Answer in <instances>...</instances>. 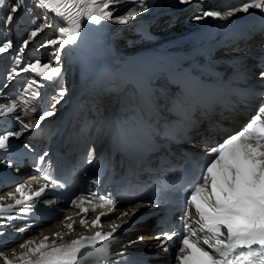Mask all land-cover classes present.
<instances>
[{
    "label": "snow or ice",
    "instance_id": "6c2138e0",
    "mask_svg": "<svg viewBox=\"0 0 264 264\" xmlns=\"http://www.w3.org/2000/svg\"><path fill=\"white\" fill-rule=\"evenodd\" d=\"M26 2L27 0H14L13 5L0 18V27L9 30L16 18L15 14ZM121 2L122 0H34L36 7L54 13L60 18L58 39L48 41V44L55 46L51 53L54 59L43 64L40 60L25 62L20 55L28 47V40L25 39L22 46L15 48L11 53L12 66L6 74V79L11 81L22 73H33L45 81L58 83L62 73V68L59 66L62 51L66 46L77 44L82 22L86 20L100 24L101 21L112 20L113 5ZM134 2L140 11L145 10L144 0H134ZM190 2L191 0H180L182 4ZM4 3L5 0H0V6ZM250 9H259L264 13V0H244L243 3L229 8L223 14L221 11H206L197 19L211 17L224 20L237 12L248 13ZM137 15V9L133 8L125 16L116 19L118 23L126 24L129 19ZM45 18L48 19L47 16ZM51 27H53L51 23L36 27L31 31L30 37L35 38L44 28ZM45 46L41 45V47ZM13 47L10 40L0 42V57L8 54L9 49ZM260 77L264 79V71L260 73ZM40 87L44 85L38 84L34 77L30 78L23 93L29 95V99L36 100L41 96L38 90ZM65 94V90L60 88L52 98L51 107L54 108L59 104ZM15 112H17L15 99L10 104H0V117ZM52 115H54L52 111H44L34 124L23 123L21 120L20 131L0 134V152L8 151L10 138L19 137L22 132L31 128H39L40 120ZM16 118L20 119L19 116ZM47 155L44 153L40 157L41 163ZM88 155L90 157L91 153ZM88 162L91 163V160L89 159ZM42 171L37 168V172ZM39 180H43L44 183L35 192L30 188L26 190L27 186L21 184L15 187L14 192L0 196V219L7 221L16 219L10 213L18 206H22L27 214L33 207L34 199L41 197L48 189L60 190L64 187L61 182L47 173L41 175ZM92 183L95 184L97 181L93 180ZM4 200H13L15 203L5 206L2 203ZM117 203L118 201L110 196H98L92 191L76 196L70 201V206L79 209L77 215L81 213L86 215L89 211L95 212L98 208H109V212H102L91 221L92 228H100L101 217L116 212ZM185 206L188 211L182 217L181 232L179 234L176 231L163 232L161 236L156 237L161 240V247L174 237H179L177 256L179 264H264V103L242 130L210 148L197 181L187 189ZM193 208L198 219L189 223ZM129 215H135V211H124L116 219H123ZM65 220L69 221L63 225L67 233L56 232L54 238L45 235L38 243L32 239L26 240L19 244L22 250L19 254L15 250L10 255L0 251V260L3 264H82L89 255L100 251L98 245L103 246L104 242L109 241L120 228L119 224H113L111 231H97L93 236L82 235L71 240L70 243H57L58 240L64 239V235H70L74 231L76 221L73 216L66 215L61 218L62 222ZM193 223L199 227L193 228ZM79 224L87 227L88 221L80 219ZM24 231L25 228H20L21 233ZM0 235L3 233L0 232ZM203 245H206L207 249ZM116 264H119V261Z\"/></svg>",
    "mask_w": 264,
    "mask_h": 264
},
{
    "label": "bare ground",
    "instance_id": "6f19581e",
    "mask_svg": "<svg viewBox=\"0 0 264 264\" xmlns=\"http://www.w3.org/2000/svg\"><path fill=\"white\" fill-rule=\"evenodd\" d=\"M194 1L195 0H191L190 3L182 4L180 0H144V6H147V10L145 9V12L139 13L134 18L129 19L128 23L120 24L117 22L116 18L122 17L121 14L130 6H137L134 0H122L121 3L113 5L112 20L101 21L100 24H93L86 20L82 22L81 35L77 44L66 46L65 58L62 60L65 64L61 67L62 73L58 83L53 84L45 81L46 85L38 88L41 93L38 99H29V95L23 93V86H26L30 78L34 77L38 79V84H42L40 81L43 79L35 76L33 73H22L21 76L8 81L6 87L3 86L0 88V104H10L12 100L9 102L5 100L8 98L12 99L13 97L17 103V112L0 117V134H3L6 132L20 131L21 119L24 120L23 123L34 124L44 111L50 110V100L53 95L57 94V87L60 85L65 75L67 78L66 80L73 78L71 80H74L75 84L74 90L69 93L70 95L64 96L59 104L51 108L54 115L47 116L40 120L39 128H31L29 131L22 132L19 137L10 138V148L8 151L0 152V196H6L8 192H14L15 187L21 184L27 186L26 190L28 188H30L32 192L37 190L39 187L38 182L32 179L31 175L26 177V173L22 175L23 178L16 180L14 185L9 186L7 177L14 175V167L9 163L12 154L18 149L25 148V144L39 139L44 145L49 144L47 147L42 146V148L47 149V154L53 152L57 148L59 142L56 141V137L51 139V131L54 130L57 125L61 124L60 121H63V128H58L57 134L65 132L68 126H71V128L76 127L77 125L75 124L74 118L79 119L82 116L78 109L91 107L89 106L90 104L84 105L82 103L83 101L94 98L98 99V115H102L100 103L104 110L109 111V116L106 117L102 115L101 121L94 124L97 126V129L101 131V135L104 138L107 137V129L109 127H107L108 124L106 120L110 119L114 122L121 119H114V115L116 114V100L119 97L111 95V90H106L104 87L111 82V77L107 76V73L113 71L117 74H121L124 71L123 67H114L115 63H130L136 57L148 53L155 46L180 40L191 34L198 26H202L209 17H204L202 19H197V17H202L203 13L206 11H213L214 6L204 0H200V5L195 6L192 5ZM6 10L7 9H4L2 11L0 18L3 17ZM40 12L45 16L53 19L55 18L60 24V18L56 17L54 13H48L47 10L43 8H40ZM19 13L15 14L16 18L14 22L20 18ZM27 13L29 12L26 9V11L22 13V19L26 18L25 16ZM27 15L29 16V14ZM20 19L16 24L13 22L9 29L12 34H16L15 38H12V36L8 34V30L4 27H0V42L10 40L14 46L13 49H9L8 54L2 56L5 62L4 65L0 64V77L3 75L5 66L7 65L5 63L9 62L11 53H13L15 48L21 46L20 40L24 36L25 29H20L18 26V24L23 23V20ZM132 28H135L134 32L136 35L129 36L131 39L129 40L126 38L128 37L127 34L122 32L125 30L131 32L133 30ZM40 35L41 34H38L35 38L30 37L28 47L25 48L23 54H20L25 62L30 61V59L33 60L34 58L40 61L42 60V55L38 57V50L35 51L31 48V46L35 44L32 43V45L29 46L31 40L34 39L35 42L39 41V39H41ZM121 39L123 40L121 41ZM121 42L123 46L118 45ZM40 51H42L43 54L46 52L44 47H41ZM101 55H104L105 59L104 62L99 65L98 58ZM51 60L50 55V61ZM81 63L83 70L81 66H79ZM22 66L23 65H21V67ZM77 68L79 72L74 73ZM119 82H122V78L119 79ZM34 87L37 86L34 85ZM118 90L121 92V100H123L124 103H127L128 97L134 94L133 91H127L125 88L123 89L120 87L115 88L113 92H117ZM63 104L64 107L61 108ZM69 111L72 112L69 113ZM26 112L27 114H25ZM18 115H21V118L19 117L20 119L16 118ZM230 121L238 122L239 116L234 114V116L230 117ZM227 122L230 124L229 120H225V118L218 116L217 119H212V127H216L219 124L224 126ZM5 187H8V189H5ZM17 198H19V194H17ZM2 203L7 206V204H14L15 201L4 200ZM128 210V208L124 209V211ZM19 212H22L21 206H18L10 213L16 217V219L12 221L0 219V232L3 233V235H0V251L8 255H10L13 250L19 254L22 251L19 248V244L26 240L32 239L38 243L45 235L54 238L56 232L67 233V229L63 225L64 223H69V221H61V218L66 215H72L73 219L76 221L74 231L70 235H64V239L62 241L58 240L57 243H70L73 239H77L82 235L91 236V234H95L97 231L108 232L111 231L113 224L120 225L125 221H132L133 218H135V216H128L123 219L114 220L111 219V214H109L101 217L100 228H92L91 221L94 220L96 216L101 215L102 212L107 211L97 209L95 212L89 211L86 215L83 213L77 215L79 209H68L59 220L51 224H39L32 220L21 218L18 216ZM80 219H86L88 221V226H81L79 224ZM149 225L151 224L146 222L143 225L136 226L132 232L127 231L124 235L117 234L115 239L118 241L122 238V244H124L119 245V249H129L131 245L136 244L140 246L138 243L139 237H143L145 240L144 244L148 247L157 246L156 240L150 236L151 232L150 229H148ZM20 228H25L26 231L21 233ZM0 264H3L2 260H0Z\"/></svg>",
    "mask_w": 264,
    "mask_h": 264
},
{
    "label": "rangeland",
    "instance_id": "374dc122",
    "mask_svg": "<svg viewBox=\"0 0 264 264\" xmlns=\"http://www.w3.org/2000/svg\"><path fill=\"white\" fill-rule=\"evenodd\" d=\"M13 3H14V0H5V3H4V5H2V6H0V15H1V13H2V11L4 10V9H8V8H10L12 5H13ZM137 5V4H136ZM4 6H5V8H4ZM27 6V7H26ZM26 7V8H25ZM133 8H136L137 9V11H138V14L140 13H143V12H145L146 10H147V6H144V9H146V10H143V11H140L139 10V7H138V5L137 6H130L129 8H127L122 14H121V16H125L126 14H127V12L129 11V10H131V9H133ZM2 9V10H1ZM26 9H27V11L29 12V13H27V14H29V16L26 14V18L28 19V20H26V18H23L22 19V13L24 12V11H26ZM7 11V10H6ZM5 11V12H6ZM20 12V13H19ZM18 13H19V16H20V18H18L15 22H14V24H16L18 21H19V19L20 20H23V23H21V24H18V26L20 27V29L22 28V29H25V31H24V36L21 38V40H20V44H21V46H22V44H23V41L25 40V39H27L28 41H30V33H31V31L34 29V28H36V27H42L45 23H51L52 25H53V27H51V28H44L43 29V31H41L40 33H38V34H41L40 35V37H41V39H39V41H37V42H35L34 41V39L33 40H31V43H30V45L29 46H31L32 45V42H33V44H35V45H32L31 46V48H33L35 51L36 50H38L37 52V54H38V57L40 56L41 57V55H42V60H41V63L43 64V63H48V62H50V55H51V53H52V51L54 50V47L55 46H50V44H48V41H50V40H53V39H58V28H59V26H60V24L58 23V21L54 18H50V17H48V19L46 20V16L45 15H43L41 12H40V8L39 7H36L35 6V3H34V0H27V2H26V4L23 6V8H22V10H20ZM5 14V13H4ZM4 14H3V16H4ZM140 17V16H139ZM144 17V16H143ZM24 22H26V23H24ZM57 24V25H56ZM28 26H30V27H28ZM133 30L130 32H127L126 30L125 31H123L122 33H126L127 34V36L128 37H126V38H128L129 40H131L130 39V37L129 36H134V35H136V33L134 32L135 31V28H132ZM10 32V33H9ZM8 34L9 35H11L12 36V38L14 37H16V34H12L11 33V31L10 30H8ZM47 34V35H46ZM15 35V36H14ZM134 39V38H133ZM123 39H121V41H122ZM1 42H5V41H1ZM118 44V43H117ZM41 45H46L44 48H45V50H46V52L43 54V52L42 51H40V49H41ZM119 46H123V43L121 42V43H119L118 44ZM20 47V46H19ZM43 48V47H42ZM117 49H118V46H117ZM138 52V51H137ZM134 53H136V52H134ZM133 53V54H134ZM65 54H66V49L64 50V51H62V54H61V57H60V62H59V66L60 67H63L64 66V64L65 63H63L62 62V60H64V58H65ZM47 57V58H46ZM26 59L28 60V58L26 57ZM51 59L53 60L54 58L52 57V55H51ZM11 60H12V58H11ZM35 60H37V59H30V61H28V62H34ZM51 60V61H52ZM75 63V62H74ZM11 65H12V62H11ZM55 66V65H54ZM79 66H81V69L83 70V67H82V63L79 65ZM7 72H8V70L7 71H5V73L3 74V76H4V78H3V80L0 82V86L2 85H4V84H7V82H8V80L6 79V74H7ZM77 72H79L78 71V68L75 70V72L74 73H77ZM67 78H66V75L63 77V79L61 80V83H60V85L57 87V89L59 90L60 88H63L64 90H65V92H66V94H65V96H68V95H70L69 93H71L73 90H74V87H75V84H74V80H71V79H73V78H71V79H69V80H66ZM36 80H38V79H36ZM38 83H39V81H38ZM40 83H42L44 86L46 85V83H45V80H42V81H40ZM26 86H27V84H26ZM25 86V87H26ZM24 86H23V88H25ZM68 88L70 89V91L68 92ZM57 90V91H58ZM56 95V94H55ZM55 95H53V96H55ZM53 98V97H52ZM9 99V100H8ZM7 100H5V101H7V102H9V101H11V100H13V99H15L14 97L11 99V98H8ZM51 105H52V103H53V99H51ZM51 107V106H50ZM20 118H21V115H18ZM22 121H24L23 119H21ZM5 130H7L6 128H4ZM9 171H12V170H9ZM23 178V177H22ZM47 224V223H46Z\"/></svg>",
    "mask_w": 264,
    "mask_h": 264
}]
</instances>
